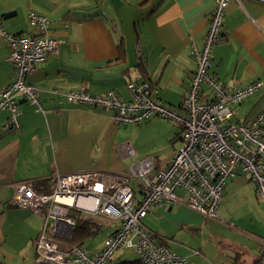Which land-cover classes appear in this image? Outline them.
<instances>
[{"label":"crops","instance_id":"crops-1","mask_svg":"<svg viewBox=\"0 0 264 264\" xmlns=\"http://www.w3.org/2000/svg\"><path fill=\"white\" fill-rule=\"evenodd\" d=\"M213 7L214 0H0L7 34L31 31L27 16L36 12L49 20L59 42L57 53L28 77L40 91L42 110L22 101L18 129L12 131H3L8 114L0 112V264H35L33 243L42 227L40 218L10 204L13 184L34 186L53 171L129 173V143H116L118 128L130 125H115L112 111L68 103L48 91H114L126 100L129 79L147 80L158 89L161 104L179 106L195 72L190 49L202 47ZM119 41L124 58L118 61ZM8 55V43L0 37V89L14 78ZM210 62V73L229 90L261 82L256 94L234 108L237 114L245 107L242 122L264 109V0L229 1ZM115 165L118 169H107ZM250 184L244 176L228 181L216 220L184 204H161L143 223L190 264H204L196 260L201 254L206 264H241L244 255L255 263L264 245V224L258 225L262 205Z\"/></svg>","mask_w":264,"mask_h":264},{"label":"built area","instance_id":"built-area-1","mask_svg":"<svg viewBox=\"0 0 264 264\" xmlns=\"http://www.w3.org/2000/svg\"><path fill=\"white\" fill-rule=\"evenodd\" d=\"M229 1L214 0L203 45L190 49L195 72L179 106L161 104L158 89L147 80L129 79L126 100L114 91L100 95L84 89L64 94L48 91L68 103L112 111L115 125H139L156 116L176 121L180 128L178 147L165 167H157L150 158L136 163L135 151L126 144L131 157L126 175L53 171L46 179L48 193L38 192L31 181L13 184L10 204L42 220L33 243L35 264H109L120 247L132 250L141 264H190L144 225L153 207L184 204L216 220L226 184L237 176L249 179L257 199L264 203V109L248 121H233L235 106L256 94L261 82L229 90L209 71L211 49L220 41ZM27 20L31 31L7 34L0 19V37L8 43V61L14 72L13 80L0 89V112L8 114L3 131L18 129L22 101L42 110L40 91L28 77L58 51L59 42L52 36L49 20L36 12H30ZM76 219L91 220L97 227L106 221L113 230L96 251L84 245L71 246ZM260 254L264 264V245Z\"/></svg>","mask_w":264,"mask_h":264},{"label":"rangeland","instance_id":"rangeland-1","mask_svg":"<svg viewBox=\"0 0 264 264\" xmlns=\"http://www.w3.org/2000/svg\"><path fill=\"white\" fill-rule=\"evenodd\" d=\"M245 107L238 108L237 114L234 113L233 121L241 122L243 119ZM180 126L176 121L164 119L160 117H151L148 120L140 123L139 125H130V128H118V140L116 146H119L123 143H129L132 149L136 152L135 162L138 163L143 158H150L154 160L155 165H164L170 161L172 158L175 149L178 146H175L176 143L171 144V140L175 137V134L179 133ZM115 151L112 152V158L116 160L114 156ZM131 161V160H130ZM118 164V163H117ZM107 169H118V167H107ZM113 171V170H109ZM228 183V182H227ZM227 185V184H226ZM132 186L136 187L135 183L132 182ZM250 187L253 188V185L250 184ZM254 189V188H253ZM255 190V189H254ZM253 190V193L255 192ZM257 202L262 205L260 216L262 221L258 224L259 226L264 224V203L257 200ZM145 219V218H144ZM96 223L99 220H94ZM114 224H117L114 222ZM110 225L103 221L99 227V231L93 237L85 241L84 247L89 250L98 248L102 245L104 239L108 236V230ZM204 256L201 254L196 257L197 262L202 260ZM241 262V264H254V260L246 257ZM135 258L134 252L128 248L120 247L110 258L111 264H115L121 261L132 260Z\"/></svg>","mask_w":264,"mask_h":264},{"label":"trees","instance_id":"trees-1","mask_svg":"<svg viewBox=\"0 0 264 264\" xmlns=\"http://www.w3.org/2000/svg\"><path fill=\"white\" fill-rule=\"evenodd\" d=\"M12 15H13V12H10V13L3 15V18H7ZM117 51H118L117 60L118 61L122 60L124 58V48H123L122 41H119V44L117 45ZM136 69H140V66H137ZM126 74L128 75V72ZM178 137H179V133L171 140V144L175 143ZM34 188L38 192L44 191L48 193L50 191L47 182H43V183L40 182V183L34 184ZM98 231H99V227H97L91 220L76 219L74 231L72 234V238L70 240V245L71 246H83L85 244V241L93 237L94 235H96ZM261 262L262 260L259 257L255 261L254 264H261ZM115 264H141V263L136 258H134L132 260L121 261Z\"/></svg>","mask_w":264,"mask_h":264}]
</instances>
